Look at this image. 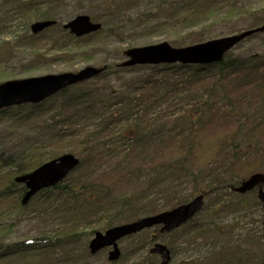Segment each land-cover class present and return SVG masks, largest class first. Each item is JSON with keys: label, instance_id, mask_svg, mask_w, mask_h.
<instances>
[{"label": "rangeland", "instance_id": "1", "mask_svg": "<svg viewBox=\"0 0 264 264\" xmlns=\"http://www.w3.org/2000/svg\"><path fill=\"white\" fill-rule=\"evenodd\" d=\"M227 2L228 0H0V84L11 80L77 73L88 66L99 68L119 65L125 61L124 54L129 49L161 43H168L173 48L190 47L251 30L259 19L264 18V0H239L238 5L250 3L253 9L249 16L234 17L231 20L226 19L229 10V7H225ZM200 5H208L209 9L193 10L191 7ZM189 10L193 11L188 13ZM205 11L212 12V16L202 21L197 13ZM78 16H88L93 23L101 24L102 30L83 38L74 37L65 29V25ZM46 21L55 24L41 33H33V24ZM260 25L261 23L258 27ZM263 53L264 34L248 38L233 49V56L236 58ZM140 67H134L135 75H142L150 70ZM131 74V71H126L122 76L108 73L106 77L91 82L102 85L109 80L114 89L118 90L130 83L128 80L132 79ZM61 100L60 95L56 96L55 101ZM171 100L168 98L160 107L155 105L142 114V117L135 115L128 118L131 122L142 121V127L150 132L146 140L165 136L172 128L173 119L183 112ZM55 101H47L40 109L25 105L0 112L2 159L11 158L19 164L21 155L29 151L31 146L39 147L47 157L54 155L55 133L51 132V127L43 125L39 115L43 114L40 111L48 110ZM169 105L179 110L176 117L174 109H168ZM48 118H51V114ZM103 122L104 119L97 117L91 121L90 129H102ZM51 124L52 119H49L47 125ZM110 129L114 132V137H122V125L114 124ZM204 148L207 147L203 146L198 153V162H204L211 153L209 146L207 150ZM73 150V147H66L61 156L75 155ZM149 157L150 154L146 159H151ZM214 167L218 170V175L196 181V185L205 188L200 193L195 192L194 184L182 179L183 185L179 188L177 199L182 200L191 196V193L193 197L190 200L199 194L205 196L203 210L190 223L169 234L160 235L159 228H155L120 241L121 257L116 262L108 261L111 249L96 255L90 254L88 245L94 237L91 232L109 221L115 226L122 225L125 219L131 218L129 216L132 213L115 218L118 216L116 213L107 215L101 212L90 222L76 223L67 219V204L57 193H53L47 197L37 196L22 211H12V208H8V201L4 199L0 209L6 216L0 226L7 225L11 228L8 236L11 243L34 242L42 236L54 238L63 233L67 235L70 231L72 234L76 233L72 239L67 238L62 242L53 240L60 246L49 251L46 258L48 264H159V257L149 255V250L156 243L171 250L170 264H264V209L257 199V191L245 195L235 191L242 180L251 174L244 176L237 168L239 172L232 174L227 183H218L216 177L224 175L226 169L218 162ZM12 170L15 171L16 167H12ZM87 173V170L74 173L63 184L68 181L75 184ZM147 178L145 173L141 181L145 182ZM16 259L17 257H3L0 258V264H20Z\"/></svg>", "mask_w": 264, "mask_h": 264}, {"label": "trees", "instance_id": "2", "mask_svg": "<svg viewBox=\"0 0 264 264\" xmlns=\"http://www.w3.org/2000/svg\"><path fill=\"white\" fill-rule=\"evenodd\" d=\"M238 1L228 0L225 4L229 7L226 19L250 15L251 4L238 5ZM191 7L209 9L208 5ZM211 13L197 14L206 21ZM258 22L262 24L264 18L252 29L258 27ZM105 67L95 79L108 73L122 76L131 71L130 83L115 90L109 80L102 85L88 81L58 94L61 102L55 101L58 95L51 98L54 104L40 111L43 114L39 117L55 133L54 155L47 157L39 147L31 146L21 155L19 164L0 157V206L5 199L12 211L26 209L21 205L25 188L15 183V177L56 159L66 147H73V153L80 159V165L69 177L85 170L87 175L75 184L63 182L37 196L57 193L67 204L66 209L69 208L67 219L76 223L90 222L101 212L116 213L115 218L132 213L131 218L122 222L126 224L170 211L193 197L191 193L182 200L176 198L182 179L194 184L195 192L200 193L205 188L196 185V181L218 175L214 167L217 162L226 169L224 175L216 177L218 183H227L239 170L244 176L264 173V53L236 58L230 51L221 63L208 66H141L143 70L150 69V73L142 75H135L136 67L130 70L117 65ZM168 98L183 112L179 114V110L169 105L175 117L179 114L173 119L172 128L165 136L146 140L150 132L142 127V121L129 119L135 115L142 117L155 105L162 106ZM46 102L31 107L40 109ZM99 116L104 119L103 128L91 130V121ZM49 119L51 126L47 125ZM114 124L122 125V137H114L110 129ZM207 144L211 153L204 162H198V153L203 146L207 150ZM148 154L151 159H146ZM145 173L148 178L142 182ZM5 216L0 209V223ZM114 226L109 221L99 225L91 235ZM10 229L7 225L0 226V258L17 257L20 264H48L49 251L60 246L53 240L62 242L77 235L70 231L54 238L42 236L34 242L11 243Z\"/></svg>", "mask_w": 264, "mask_h": 264}, {"label": "water", "instance_id": "3", "mask_svg": "<svg viewBox=\"0 0 264 264\" xmlns=\"http://www.w3.org/2000/svg\"><path fill=\"white\" fill-rule=\"evenodd\" d=\"M54 25V22H38L32 25V31L38 34ZM101 24L93 23L88 16H78L65 25L74 36L81 38L100 31ZM264 33V23L253 30L240 34L208 41L184 48H173L168 43L129 49L125 52L126 61L121 64L123 68L135 66L159 65H200L207 66L223 61L225 54L235 48L248 37ZM104 71V68L86 67L77 73H64L48 75L24 80H12L0 85V112L3 109L26 104H40L55 96L63 90L76 84L90 81ZM80 164L74 155L66 154L58 159L47 162L33 172L15 178L17 184H23L26 192L21 200L22 206H27L30 201L42 190L51 189L62 183L68 175ZM264 174L256 173L246 178L236 192L246 194L258 188V200L264 208ZM204 205V197L199 196L192 202L179 206L171 211L155 216L142 218L121 226L113 227L105 233L98 232L90 241L89 250L92 255L103 249L113 248L109 253V261H117L121 252L118 242L128 236L136 235L155 226H162L161 232H170L187 223L198 214ZM264 225V221H263ZM151 255L161 257L160 264H169L170 250L162 244H156L150 250Z\"/></svg>", "mask_w": 264, "mask_h": 264}, {"label": "flooded vegetation", "instance_id": "4", "mask_svg": "<svg viewBox=\"0 0 264 264\" xmlns=\"http://www.w3.org/2000/svg\"><path fill=\"white\" fill-rule=\"evenodd\" d=\"M255 190H256V191H258V189H257V188H256V189H254V191H255ZM254 191H252V192H254ZM196 216H197V215H196ZM191 221H192V220H191Z\"/></svg>", "mask_w": 264, "mask_h": 264}]
</instances>
